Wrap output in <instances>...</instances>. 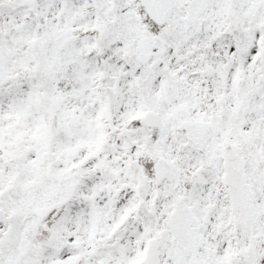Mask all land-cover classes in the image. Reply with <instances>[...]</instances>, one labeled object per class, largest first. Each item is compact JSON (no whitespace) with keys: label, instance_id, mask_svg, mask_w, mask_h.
Segmentation results:
<instances>
[{"label":"snow or ice","instance_id":"obj_1","mask_svg":"<svg viewBox=\"0 0 264 264\" xmlns=\"http://www.w3.org/2000/svg\"><path fill=\"white\" fill-rule=\"evenodd\" d=\"M0 264H264V0H0Z\"/></svg>","mask_w":264,"mask_h":264}]
</instances>
